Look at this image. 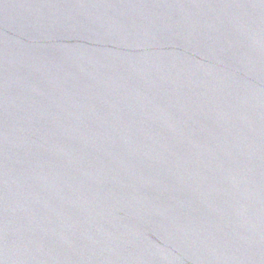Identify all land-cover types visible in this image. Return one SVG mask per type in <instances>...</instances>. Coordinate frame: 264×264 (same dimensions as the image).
Returning a JSON list of instances; mask_svg holds the SVG:
<instances>
[{"label": "water", "instance_id": "obj_1", "mask_svg": "<svg viewBox=\"0 0 264 264\" xmlns=\"http://www.w3.org/2000/svg\"><path fill=\"white\" fill-rule=\"evenodd\" d=\"M0 264H264V0H0Z\"/></svg>", "mask_w": 264, "mask_h": 264}]
</instances>
